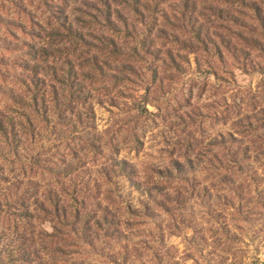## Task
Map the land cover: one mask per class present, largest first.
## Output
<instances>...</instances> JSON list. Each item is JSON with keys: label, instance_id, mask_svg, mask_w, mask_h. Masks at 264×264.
Returning a JSON list of instances; mask_svg holds the SVG:
<instances>
[{"label": "rangeland", "instance_id": "1", "mask_svg": "<svg viewBox=\"0 0 264 264\" xmlns=\"http://www.w3.org/2000/svg\"><path fill=\"white\" fill-rule=\"evenodd\" d=\"M82 1L0 0V106L14 88L15 75L21 73L19 57L30 44V35L38 32L33 23L40 24L59 8L71 18L92 13L90 5L95 2L84 0L88 4L84 6ZM233 1H199L208 20L201 17L198 22L211 37L222 34L232 40L233 48L224 49L222 59L212 53H184L188 62L183 61V71L162 74L161 81L148 83L147 89L143 84L129 85L115 105L104 99L91 101L94 118L88 133L102 144L95 141L100 150L82 157L91 170L109 157H118L134 166L135 179L147 184L158 168L165 170L181 156L192 158L194 169L184 176L190 183L187 192L179 194L178 203L164 207L150 201L123 174L112 175L111 186H101L112 189L118 201L109 205V222L116 226L109 232L113 239L103 241L102 253L108 257L99 259L82 249L79 256L71 257L74 264H264V46L252 51L237 44L239 28L232 27L228 17H238L240 23L247 18L236 13L240 10H234L237 2ZM179 4L166 0L162 9L171 15ZM157 29L162 30L161 22ZM163 43L171 47L166 40ZM77 132L72 141L82 135L93 138L80 129ZM48 140L43 139L46 147ZM39 148L33 147L32 158L24 157L23 151L22 160L11 152L0 156L3 203L11 189L21 193L22 182H34L25 205L43 190L37 184L43 185L45 172L40 167L30 170L28 164L20 167L26 159L40 163L46 158ZM176 185L172 182V187ZM13 213L5 206L0 209L4 241L19 234L10 230ZM33 229L50 233L51 224L46 218L37 220Z\"/></svg>", "mask_w": 264, "mask_h": 264}, {"label": "trees", "instance_id": "2", "mask_svg": "<svg viewBox=\"0 0 264 264\" xmlns=\"http://www.w3.org/2000/svg\"><path fill=\"white\" fill-rule=\"evenodd\" d=\"M165 1L93 0L92 13L71 18L59 8L60 12L48 13L40 24L33 23L38 32L32 31L31 42L19 57L21 73L15 75L14 88L0 106V156L11 152L22 160L23 151L24 157L32 158L33 147L39 145L38 153L46 154V158L40 163L26 159L28 162H21L20 167H40L47 178L43 185L36 183L43 190L30 194L35 197L30 205H25L24 199L34 182H22L21 193L11 189L5 203L0 200V209H13L10 230L19 233L13 239L5 238L8 241L0 238L2 264H74L71 257L79 256L82 249L107 259L102 253L103 241L113 239L109 232L116 226L109 222V205L118 201L112 189L102 190L101 186L110 187L116 173L130 179L159 206L178 203L179 194L187 192L190 183L184 176L194 169V161L188 156L173 159L165 170L158 168L147 184L134 178V166L125 159L109 157L94 170L82 160L100 150L94 145L100 140L88 133L94 118V98L115 105L129 85L143 84L147 89L148 83L160 82L162 74L183 71V61L188 62L184 53H212L222 59L223 50L233 48L229 37H211L207 27L198 22L201 17L208 20L200 0H177L180 4L171 15L162 9ZM233 2H237L234 10H240L235 12L247 18L240 23L238 17H228L231 26L239 28L237 44L243 50H261L264 0ZM82 3L88 6L86 1ZM208 10L212 16V8ZM159 22L162 30L157 29ZM224 28L233 34L230 27ZM79 129L93 138L82 135L77 142L72 141L71 135ZM43 139L51 141L48 147L42 144ZM172 182L177 185L172 187ZM45 218L51 232H35L34 221ZM110 257L113 259L114 254Z\"/></svg>", "mask_w": 264, "mask_h": 264}]
</instances>
